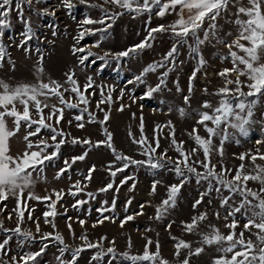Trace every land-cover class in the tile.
Here are the masks:
<instances>
[{
  "label": "rangeland",
  "instance_id": "1",
  "mask_svg": "<svg viewBox=\"0 0 264 264\" xmlns=\"http://www.w3.org/2000/svg\"><path fill=\"white\" fill-rule=\"evenodd\" d=\"M243 2L247 4V0ZM73 3L75 8L69 12L63 7L61 0H39V2L34 0L31 7L27 4L23 6V20L18 16L13 5L10 12L11 27L5 30L4 37L0 39L7 49L3 66L0 67V80L11 86L37 82L36 65L41 55L44 69L42 79L45 82L56 80L64 84L65 74L69 72L75 73V79L82 89L88 77L93 80V87L85 93L89 104L86 106L88 111L83 113L82 121H76L74 117L81 114L80 109L85 105H80L76 109L64 108V116L59 125L55 124V120L50 121L54 127L63 131L65 142L60 146L57 157L51 161H45L42 173H32L34 183L24 190L23 198L28 209L32 210V218L29 219V212L25 211L19 227L21 232L31 233L35 240L24 241L23 236L6 233L0 229V242L6 236L12 237L7 245L8 255L3 258L7 260L9 256H15L19 260L24 253L40 251L42 245L47 244L48 247L42 255L30 264H59L56 258L61 255L59 249L65 246L68 251L63 254L62 259L64 260H70L72 250L81 247L84 250L79 254L76 264H108L111 260L110 255L99 261L92 260V257L101 248L106 251L107 248L113 247L118 254V259L112 261V264H130V261L122 260L119 254L128 252L134 256L142 255L145 245L151 241L149 251L155 253L156 246L159 244L160 258L168 264H181L185 259H188L189 264H213L215 259L225 255L218 249L227 247V243L205 244L204 236L210 234L213 227L219 229L221 234L227 235L231 229L225 225L232 223L233 220L237 222L236 233L244 232V239L251 240L259 247L257 236L254 234L258 232V229L252 228L250 231H245L243 227L247 218L251 216V211L245 214L246 210L242 209L234 216H228V213L233 208L239 207L241 203L242 197L238 193H230L223 187H221V192L217 193L214 189L220 186L215 180H211L213 190L204 195L202 202L194 208L193 205L201 198V194L207 192L209 181L201 180L197 183L195 174L189 173L186 168L183 169L184 177H178L175 171L171 170L173 163L181 159L172 144L171 132L174 131L175 140L178 143L183 142V150L188 153L197 147L194 139L189 135L193 128L198 129L201 137L207 138L204 126L198 124L197 120L200 118L199 113L211 112V109L202 107L204 102L211 103L215 108L221 99L216 93L225 86V78L219 76L218 73L233 67L231 57L228 55L229 49L223 42L232 43L237 34V25L233 23L236 8L230 5L226 12L221 13L215 21L218 26L215 36L210 34L208 40L199 45V55L191 52L190 46L196 47L197 45L195 38L189 35L186 43L177 46L178 51L174 62L167 63L165 67H158L156 71L143 74V70L149 65L163 61L180 37L174 36L170 29L155 32L152 33L154 39L148 41L151 47L137 49L135 54L130 53L128 57L119 59L115 58V54L145 41L149 37L150 29L160 25H164L167 29L179 19V7L175 12L169 11L165 16L160 17L156 15L157 8L155 7L152 13L143 12L137 15L117 5L106 4L104 0H87L86 4H81L80 0H73ZM140 3L142 4L143 0H140ZM104 10L116 17L114 20H107V24H111V27L103 33L85 32L84 38L77 43L76 37L83 30L81 22L86 17L100 19L105 14ZM52 12L55 13L54 16L50 14ZM190 15L187 9L183 10L185 20ZM241 18L246 19V17ZM24 20L31 22L38 38L28 42L26 47L29 51L27 52L24 48L17 47L23 39L22 33L26 27ZM208 24L209 21L206 20L202 28L198 30L197 34L200 39H204ZM83 27L97 29L106 28V25L94 24ZM54 31L55 35H53ZM96 44L99 46L94 47L93 45ZM74 47H83L85 52L90 51L94 55L85 61L84 65H81L79 56L84 53L73 54ZM37 48L40 52L36 51ZM105 53H110V55L105 56ZM239 54L243 55V53ZM101 57L104 59H100ZM201 57L204 60L203 65L199 63ZM9 60L14 63V68ZM261 63H264V58L261 59ZM240 67L243 68V65ZM169 69L172 70L168 71ZM165 72L168 73L165 83L158 91L148 96L149 88H155ZM193 73H195L194 78ZM137 76H142L143 82L136 80ZM229 78L237 79L236 73H232ZM239 79L245 83L249 82L246 76H240ZM228 87L234 88L235 85H228ZM242 90L246 93L249 89L243 87ZM101 91L104 93L103 96H101ZM109 92H111V102L99 104L97 107L101 99L107 100ZM89 93L92 94L89 95ZM121 93H123L122 96ZM64 95L66 99L72 97V102H76L72 94L64 93ZM185 97H188L187 103ZM248 99H257V97ZM47 103L63 107L57 103L55 97L49 99ZM121 106H123L122 111ZM18 108L22 111V106L18 105ZM180 109L184 110L183 116ZM44 111L47 114L49 109L46 108ZM105 112L108 113L109 119L102 126L99 121L104 120ZM253 112L252 123L246 126L249 129L247 136L240 135L235 128L221 125L228 136L222 145L223 155H220L217 149L221 147V138L224 133L212 138L211 164L215 166L217 172L228 170L225 176L227 180L232 179L241 163L245 165V172L255 174L250 158L241 161L238 158L241 154L264 153V96L258 98ZM89 113L94 115L96 122H89ZM37 118L34 114L33 119ZM141 118H143L144 126L143 135L147 138L148 144L155 147V140L159 139V147L156 148L153 159L166 154L163 161L165 167L150 169L129 165L123 172H117V175L113 177L110 172L123 167V162L116 160L112 150L104 144L96 147V142L106 140L104 131L106 129L112 134V144L116 153L134 160H145L146 156L141 154L143 148L133 143L134 138L139 139L141 136ZM6 119L8 128L12 129L14 127L12 119ZM169 122H171V128L168 127ZM78 123H83L84 127H77ZM208 125L213 126L210 122ZM35 127L33 125L32 129ZM32 129L22 124L19 132L10 138V155H22L26 149L24 136ZM50 135L47 129H42L39 136H33L30 139L33 143L44 139L51 145L54 142ZM60 139L62 137L58 136L57 141ZM73 139L81 143L74 144ZM84 140H90L92 143L84 144L82 143ZM47 151L50 153L53 148L50 147ZM85 152L87 155L84 160H76L72 163L74 157L81 156ZM203 160V151L198 149L191 154L189 164L195 167L197 172L203 173L205 169L199 163H194ZM65 161L71 164V168L57 179V173L65 168ZM256 164L264 165V160L257 159ZM181 167L183 168V165ZM93 168L91 179H85L89 170ZM127 177H133V179H128L127 183H121ZM185 177L187 180L180 188L175 206L167 208L157 218V208L161 206L163 200L167 199L169 186L180 184ZM77 181L80 182L82 191L73 196L70 191H76L73 185ZM156 181L159 183L156 184V190L153 193L152 186ZM109 183L113 187L107 191H101ZM133 185H135L134 188ZM248 187L253 191H259L262 186L256 181H249ZM54 192H62V199L56 203L57 215L49 216L51 223H45L43 213L50 211L46 206L50 201L28 199V196L32 193L39 197L52 196L55 200ZM88 193L93 195L89 196ZM224 197H231V199L228 204L222 206L221 201ZM248 199L252 200L251 197ZM80 200L86 203L78 205L77 201ZM252 203L255 204L257 201L252 200ZM16 206L17 198L11 195L7 200L0 202V222H2L3 229L17 227V214L13 212ZM21 207L23 208V204ZM98 209L106 210L101 214ZM201 214H204L206 219L198 221L197 227L192 232L186 231L184 225L191 223L193 217H199ZM9 215L11 219L8 218ZM127 216H132L133 219L127 220L121 227V222ZM104 217H110V219ZM225 217L228 218L225 219ZM101 219L103 223L99 222ZM81 220L84 221L83 225L79 223ZM37 222L39 232H37ZM49 233L51 237L57 234L62 236L64 244L61 245L52 238L42 241L41 236ZM82 236L87 239H81ZM178 241H184L191 247L182 248L177 257L174 245ZM87 243L99 244L101 248H87ZM197 248L203 249L199 255L193 254ZM227 256L230 258L231 253ZM156 264H159V259Z\"/></svg>",
  "mask_w": 264,
  "mask_h": 264
},
{
  "label": "snow or ice",
  "instance_id": "2",
  "mask_svg": "<svg viewBox=\"0 0 264 264\" xmlns=\"http://www.w3.org/2000/svg\"><path fill=\"white\" fill-rule=\"evenodd\" d=\"M34 0H0V39L5 35V30L11 27L10 12L13 9L18 13V16L23 20V6L27 4L29 7L33 4ZM39 2V0H36ZM62 5L65 9L73 10L75 4L73 0H61ZM81 4H86L87 0H80ZM106 4L117 5L120 8L127 10L128 12H134L137 15L142 14L143 12L152 13L153 7L157 8L156 15L163 17L169 11L175 12L177 7L180 9L179 19H177L172 25H169L166 29L164 25H160L157 28L149 30V37L140 44L134 46L133 48L127 49L123 52L115 54V58L119 59L121 57H128L131 54H135L137 49H144L145 47H151V44L148 42L150 39H154L152 33L162 32L166 30H171L174 36L180 37V39L173 45L171 50L166 54L164 60L159 63H154L149 65L143 70V74L148 72L156 71L158 67H165L169 62H174L175 55L177 54V46L187 42V37L191 35L195 38L196 47H191L190 50L192 53L199 55V45L205 43L208 40L209 35L215 36L218 17H220L222 12H226L229 6H234L236 8L235 20L233 23L237 25V34L233 39L232 43H225V46L229 49L228 55L231 57L233 67L230 69H224L219 76L225 78V86L221 88L216 94L221 97L218 105L213 108L212 104L209 102H204L202 105L205 109H211V112H201L199 113V119L197 123L204 126V130L207 133V138L201 137L198 133L197 128H193L192 132L189 135L194 139L197 147H194L191 150V153L185 152L183 150V142H177L175 140L174 131L170 133L172 136V144L175 146L176 151L179 153L181 159L176 160L173 163L171 170L175 171L178 177H184V170L187 169L189 173H194L197 179V183L201 180H208L209 187L206 193L201 194V198L196 201L193 205L195 208L203 200V196L208 194L213 190V185L211 180H215L216 184L220 187H215L217 193L221 192V187L227 189L230 193H238L241 197V203L239 207L233 208L228 216H234L236 213L241 212L242 209L251 211V216H249L244 223L243 227L245 231H250L252 228L258 229V232L254 233L257 236L259 242V247L255 245L251 240L244 239V232L236 233L235 229L237 228V222L235 220L232 223L225 225V227L231 229L227 235L220 233L219 229L212 228V232L204 236L203 242L205 244H223L227 243V247H222L218 249L223 252L225 255L214 260L213 264H264V165H257L256 161L264 160V153L262 154H241L238 158L241 161H244L246 158H250L253 166L254 173L249 174L245 172V165L243 163L236 169L235 175L231 180L225 179V176L228 174V170H223L222 172H217L215 166L211 164L210 155L212 151V138L221 135V147L217 149L220 155H223V142L228 138L227 133L224 129L221 128V125H227L238 130L240 135H248V127L252 123V116L254 114L253 109L255 108L258 98L264 96V63H261V59L264 58V0H247L245 5L243 0H143V3H140V0H104ZM135 5V7H134ZM91 7H97L96 5H90ZM187 9L191 15L187 20L183 17V10ZM104 16L100 19H92L91 17H86L81 22L82 31L79 32V35L76 37L77 43L84 38L85 32L89 34H95L96 32H105L107 28L111 27V24H107L108 19L114 20L115 15H109L107 10H104ZM55 15L54 12L50 13ZM123 14V13H120ZM241 17H246L242 19ZM209 21L208 30L204 32V39H200L198 36V30L202 28L205 21ZM25 30L22 33L23 39L17 45V47L24 48L25 51H29L26 47L29 41L37 38L35 32L31 26V22L24 20ZM106 25V28H87L83 26L87 25ZM55 31L53 35H55ZM38 39V38H37ZM244 41L245 43H242ZM222 42V41H221ZM98 47L99 45H93ZM236 49L238 51H235ZM37 52H40V49H36ZM84 53L79 56V63L81 65L85 64V61H88L90 57L94 54L92 52H85L83 47L73 48V54ZM239 53H243L240 55ZM7 55V49L5 45L0 42V67L3 66V61ZM110 55V53H105V56ZM100 59H104L101 57ZM43 56L41 55L36 65L37 73V82L33 84L21 83L16 86H11L3 80H0V202L7 200L8 197L14 196L17 198V206L13 209V212L17 214L18 225L14 229H3L2 222H0V229L6 233H13L18 236H23L24 241L35 240V237L31 233H23L19 227V222L23 221L24 212H29V219H31V211L28 209L27 203L24 201L23 193L24 190L29 188L33 183L32 173L33 172H43V167L45 161H51L58 156L60 146L65 142L63 137V131L58 130L53 126L50 121L55 120V124L59 125L64 116V108L76 109L80 105H85L84 108L80 109L81 114L76 115L74 119L76 121H82L84 119L83 113L87 112V105L89 100L85 93L89 88L93 87V80L91 77H88L87 83L83 86V89L79 85L78 81L75 79V73L69 72L66 73V80L64 84L56 80H49L45 82L42 79L44 69L42 67ZM9 63H13L9 60ZM199 63L203 65L204 60L201 57ZM243 65V68L240 66ZM15 67L13 63V68ZM169 69L168 71H171ZM232 73H236L237 79L232 80L229 77ZM168 73L165 72L160 77V83L157 84L155 88H149L147 95L151 96L153 92H156L160 89L161 85L165 83V78ZM195 73H193V78ZM240 76H246L248 83H245L239 79ZM136 80L142 81V76H137ZM131 82V81H130ZM65 85H68L67 87ZM228 85H235L234 88H229ZM247 87L249 90L245 93L242 88ZM179 90V89H178ZM191 91V89H190ZM207 91V90H205ZM64 93H70L74 96L76 102H72V97L65 98ZM92 93H89L91 95ZM104 93L101 91V96ZM123 93H121V96ZM43 97V99H40ZM55 97L59 105L63 107H58L57 104L49 105L47 101ZM249 97H257V99L249 100ZM106 102H111V92L108 93L107 100L101 99L97 104H103ZM185 102H188V97H185ZM18 105L22 106V111L18 108ZM49 109L48 113L45 114V109ZM103 111V109H101ZM121 111L123 106H121ZM180 113L183 116L184 110L180 109ZM36 115L38 118L33 119V115ZM11 118L14 127L12 129L8 128L7 119ZM109 119L108 113L105 112L104 120L99 121L103 126L104 123ZM89 122H96L95 117L92 113H89ZM208 122L213 126H209ZM71 123V121H69ZM32 129V126L36 127L29 131L25 136L24 140L26 142V149L22 155L12 156L10 155V145L9 140L11 137L15 136L19 132L21 126ZM77 127L83 128V123H78ZM143 118H141V136L139 139H133V143L140 145L143 148L142 155L146 156L145 160H134L131 157L124 156L116 153V150L112 144V134L107 132L105 129L106 140L96 142V147H99L101 144H104L106 147L112 150L116 160L123 162V167L111 171L110 175L115 177L117 172H123L129 165H136L140 167H148L150 169H161L165 167L163 163L165 155L162 154L158 159H153V154L156 152V148L159 147V139L155 140V147H152L148 144L147 138L143 135ZM160 128L161 126H157ZM168 127H172L171 122H169ZM42 129H47L50 132V138L54 142L49 144L47 140L40 139L39 142L33 143L30 139L33 136H39ZM219 130V131H218ZM131 136V133H129ZM62 137L57 141V137ZM72 143H81L73 139ZM84 144H91L90 140L82 141ZM147 145V146H146ZM53 148L52 152H48V148ZM202 150L204 155L203 161H198L194 163H199L204 169L205 172H197L196 168L189 164L191 159V154L195 153L197 150ZM87 155L85 152L83 155L74 157L72 163H75L76 160H84ZM170 159V158H169ZM183 165V168L181 167ZM111 167V166H110ZM71 168V164L68 161H65V168L61 169L57 173L56 178L59 179L65 172ZM31 169V171H29ZM93 169L89 170L88 175L85 179H91V172ZM128 179H133V177H127L121 183H127ZM187 177L181 181L180 184H174L169 186L167 199L163 200L161 206L157 208V218L167 210L169 207H174L176 203V197L180 191V188L183 186V183L186 182ZM249 181H256L262 187L259 191H253L248 187ZM159 181L153 183L152 192L155 193L156 184ZM73 187L76 189L75 192L70 194L75 196L79 191H82L80 187V182L77 181ZM113 185L109 183L101 191H107L111 189ZM135 185H133V188ZM55 200L52 199V196L39 197L32 193H29L28 199H35L37 201H50L46 206L50 211H45L43 213L45 223H51L48 217H55L56 212V203L62 199V192H54ZM87 195L92 196V193ZM251 197L252 200L257 201L253 204L252 200L248 198ZM231 197H224L221 201L222 206L228 204ZM86 201L80 200L77 201L78 205H82ZM129 203H131L129 201ZM23 204V208L21 205ZM115 201L113 202V208ZM75 207V205H74ZM258 209V210H257ZM106 209H98V211L103 214ZM142 214V213H140ZM217 217L219 214L217 213ZM11 219V215L8 217ZM105 219H110V217H104ZM228 217H225L227 219ZM133 219L132 216H127L124 221L121 222V227L127 220ZM206 219L204 214H201L199 217H193L191 223L184 225L186 231L192 232L195 227H197L198 221H203ZM259 221V222H257ZM103 223V219L99 221ZM81 225L84 224V221H79ZM53 227L55 225L53 224ZM69 230L71 231V225H68ZM95 227V225H93ZM169 227H171L169 225ZM37 232H39V223L37 222ZM11 236H6L5 239L0 242V264H30V262H35L36 258L41 256L42 253L47 249L48 245L43 244L40 251L37 252H27L19 257L9 256V259L5 260L3 257L8 255L7 245L11 240ZM49 238L55 239L59 244L63 245V237L57 234L55 237H51V234H44L41 236V240H48ZM81 239L86 240L87 238L82 236ZM175 239V237H173ZM113 243H115L113 241ZM151 241L145 245V249L142 255H130V253L125 252L119 254V257L122 260L130 261V264H156V261L159 259V264H168L167 261L160 258L159 254V244H157V251L155 253L149 251V246ZM87 248H101L99 244L87 243ZM129 247L131 245L129 244ZM174 247L176 248L175 255L178 257L180 255V250L182 248H190L191 246L184 242L178 241ZM239 249V250H237ZM84 249L77 247L71 252V259L64 260L62 259L63 254L68 251L67 246L61 247L59 249L61 255L56 259L59 264H76L79 254ZM202 248H197L193 254L199 255L202 252ZM231 253V257L228 258L227 254ZM111 256L108 264H112V261L118 259V254L116 253L115 248L109 247L107 250H101L97 252L92 260L99 261L103 260L105 256ZM181 264H189L188 259H185Z\"/></svg>",
  "mask_w": 264,
  "mask_h": 264
},
{
  "label": "trees",
  "instance_id": "3",
  "mask_svg": "<svg viewBox=\"0 0 264 264\" xmlns=\"http://www.w3.org/2000/svg\"><path fill=\"white\" fill-rule=\"evenodd\" d=\"M118 154H120V153H118Z\"/></svg>",
  "mask_w": 264,
  "mask_h": 264
}]
</instances>
